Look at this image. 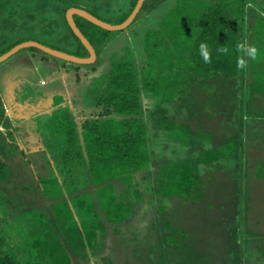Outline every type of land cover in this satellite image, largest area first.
Returning a JSON list of instances; mask_svg holds the SVG:
<instances>
[{
    "label": "trees",
    "instance_id": "obj_1",
    "mask_svg": "<svg viewBox=\"0 0 264 264\" xmlns=\"http://www.w3.org/2000/svg\"><path fill=\"white\" fill-rule=\"evenodd\" d=\"M117 1L0 0L5 5L0 18L30 23L32 30L0 55L35 40L88 57L66 11L84 8L120 24L137 0L123 5ZM161 3L167 7L154 14ZM142 19L147 22L140 32L142 50L135 53L125 46L113 52L108 71H98L116 34ZM74 20L96 50L94 63H74L26 48L33 60L49 68L50 80L63 74L83 85V107L94 109L92 116H77L68 96L54 89L50 108L33 120L31 132L39 146L32 151L18 144L0 94V264H74L73 257L124 264L125 242L129 248L140 246L141 252L133 250L137 261L149 258L153 247L157 264H211L194 239L188 243H196L192 250L178 258L172 255L173 247L182 249L186 232L171 222L174 216L166 203L178 197L199 208L221 160L237 165L242 175L245 170L250 187L243 190L246 201L234 202L239 217L233 221L241 233L238 252L216 262L264 264V230L250 220L264 185V0H145L133 22L119 31L79 15ZM201 44L209 51L207 62L200 55ZM239 44L256 49L244 69L238 67ZM258 149L263 157L255 155ZM159 152L165 154L162 159ZM208 167L211 177L205 179L200 170ZM147 179L158 216L139 240L126 236L122 225L144 202L139 184ZM214 207L209 200L207 212ZM210 219L207 225H214ZM231 219L225 217V223L232 225Z\"/></svg>",
    "mask_w": 264,
    "mask_h": 264
},
{
    "label": "rangeland",
    "instance_id": "obj_2",
    "mask_svg": "<svg viewBox=\"0 0 264 264\" xmlns=\"http://www.w3.org/2000/svg\"><path fill=\"white\" fill-rule=\"evenodd\" d=\"M89 3H94L96 0H87ZM119 1V2H118ZM117 5H123L125 3V0H118ZM124 2V3H123ZM117 5H114L113 8L118 9L116 7ZM5 5L0 2V12L3 11V8ZM167 7L166 3H161L159 5V9L154 10V14L160 13V11H164V9ZM21 11V8L19 9ZM2 17V16H0ZM0 19H8V20H0V53L3 49H6L8 46H10L13 42H17L26 36L30 35L31 33V27L30 23L27 24V22L23 25H20L15 22V19L10 16H6ZM23 20V19H22ZM19 21V19H18ZM21 21V20H20ZM139 22V21H138ZM137 22V23H138ZM146 22L145 19L140 20V22L137 24L131 25L129 28H125L126 30L121 34H116L115 38L112 40V42L107 46L105 51L102 55H104V59H101L100 62L103 65L99 67L98 71H101L100 69H103V71H108L109 68V58L112 57L113 52L118 53L121 49H124V47L134 48L135 53H139L138 49L141 48V33L143 31V28L145 29L144 23ZM147 24V22H146ZM143 36V33H142ZM142 44H143V37H142ZM142 50V48H141ZM30 50L27 48H23L19 50V52L12 55L9 59L3 61L0 63V68L3 67L5 69V82L8 81L9 89L7 95L20 93V99L21 101H24L26 99L27 93L29 92L30 83L28 82V78H26L21 88H15L11 89V82L14 79V77H17L18 72L23 67V65H20L21 63L27 64V61L29 60ZM119 55V54H115ZM20 59V64L17 62V60ZM104 60V61H103ZM24 61V62H23ZM3 64V65H2ZM39 73L41 74V79H44L47 81L48 79V72L49 68L45 67L42 63L39 61H36V64H34ZM33 66V64H32ZM31 68L27 69L25 71L28 72ZM8 72V73H7ZM3 71L0 70V80H3ZM27 74V73H26ZM28 76V75H27ZM66 75L62 74L61 76H58L57 79L53 81L49 80L48 84L51 86V84L54 82L57 84V89L61 88V85H65L66 90L68 93H70V96H68V99L71 101V103L75 106L77 110V116L82 117V115L92 116V111L94 109L84 108L83 107V101L81 99L84 90L83 85L80 84L76 86V84L72 81L66 80ZM33 78L36 80V76H33ZM62 79V82H61ZM16 82V81H15ZM28 82V83H27ZM0 81V85H1ZM41 84H44L41 82ZM22 89V90H20ZM17 97V96H16ZM20 101V102H21ZM22 103V102H21ZM99 113V112H98ZM159 140V138H157ZM260 149H258L255 153L257 157L261 156L263 157L262 153H259ZM157 156H160V159L165 156V154L156 153ZM223 161V162H222ZM221 165L216 168V170L212 171L213 175H216L215 182L211 185H209L207 193L204 194V200L200 203L199 208H197L194 205H191L189 202H185L180 200V198H173L170 200H167L169 202L166 203L168 206L167 208L172 211L173 219L170 218L171 222L178 226H183L186 232L185 236V243L183 244V247L181 250H178V248L173 247L172 248V255L175 258L179 257V254L182 252L183 254L186 252V250L190 249L192 250V247L195 242L192 243V245H188L189 241L194 239L196 242H198L197 250H199V253L203 254V259L206 260V255L208 256V259L205 262H209L211 264H217L216 261L220 262L222 259H225L226 257H229V259L233 256L231 254L237 253L238 251V245L237 239L241 236V233L237 230L238 226L236 225V222L234 221L238 220V213L236 212V208L234 205L235 200L238 201V199L242 201H246L247 199V193L244 192L247 187H250V184L247 186L246 184V174L247 172L244 170L243 175L241 174V170L238 169L237 165H231L232 163L229 160H221ZM246 166V165H245ZM244 166V167H245ZM211 167H208L206 169H201V175L206 177L210 176V170L205 171ZM205 171V173H204ZM248 180V177H247ZM152 181L150 179L144 180L140 182L139 187L140 190L143 192V200L139 205V208L133 212L132 217L127 219L124 224L122 225L123 233L125 235L133 237V238H139L143 237L149 227V222L151 219L153 220V216L157 217L158 213L156 210V202L155 199H153V194L151 190V183ZM263 182V183H262ZM261 183L264 184V181ZM257 183H259L257 181ZM240 187V189H239ZM261 189L258 190V201L254 204L255 210L253 212L251 211L250 220H254V226L257 224L259 227L258 230L262 231L264 230V202L260 204L261 200H264V185H261ZM238 189V191L242 192V195H237V193L233 190ZM255 193V192H254ZM247 194V195H246ZM253 193H249V195ZM254 198V197H253ZM211 200L214 204L213 209H209L207 212V202ZM206 212L208 215H206ZM237 213V214H236ZM230 214H234L233 218L231 219ZM176 216V218H175ZM214 216V217H213ZM210 217H212L215 221L214 225H207L209 221H211ZM225 217H229L231 221L233 222L232 225H228L225 223ZM234 220V221H233ZM202 226L205 228V232H201L200 229ZM159 230L163 231L162 226H159ZM193 230V233H192ZM197 230V232H196ZM134 234V235H133ZM146 236V235H145ZM251 237V236H250ZM130 242V241H129ZM135 242L139 243L138 240H135ZM248 242V241H246ZM125 256L124 260L126 261L124 264H128L129 262H135L137 261V256L135 251H140V246L134 245L131 248H129V243L125 242ZM247 246V244H246ZM199 247V248H198ZM262 247V246H261ZM246 248V247H245ZM153 250V247L148 251L149 258H146L145 260L137 261L136 264H157V262H153L151 252ZM264 251V248H262ZM141 252V251H140ZM143 252H146V246L143 245ZM250 252V251H249ZM248 252V253H249ZM231 253V254H229ZM247 253V252H246ZM244 253V254H246ZM231 255V256H230ZM200 256V255H199ZM74 264H96L94 258H91L89 261L84 259H77L76 257H73ZM228 261V260H227ZM98 263V262H97Z\"/></svg>",
    "mask_w": 264,
    "mask_h": 264
},
{
    "label": "crops",
    "instance_id": "obj_3",
    "mask_svg": "<svg viewBox=\"0 0 264 264\" xmlns=\"http://www.w3.org/2000/svg\"><path fill=\"white\" fill-rule=\"evenodd\" d=\"M36 61L39 60H33L31 55H29V60L27 61V64H20V59L17 60V62L20 65H23V67H21L22 70L15 72L18 73V75L12 80L11 89H17L19 87L21 88V86L26 83L24 80L28 78V82L30 83L29 86L31 89L27 93L28 95L26 96V99L24 101H21L20 93L16 92L15 94H11L10 96L7 95L9 84L8 81L5 82V69L3 67L0 68L1 72L3 71L4 73L3 80H0L2 83L0 85V94L3 100L5 114L8 118L9 123L14 129V132L17 136L18 144L21 147H30L32 151L37 150L39 146L38 137H35V134L31 132L34 123L33 120L35 117L38 116V114L44 113L46 109L50 108V97L54 92V89H57L56 85L54 88L48 85V81L50 80L49 77L47 81L41 79V74L39 73L37 67L34 65L36 64ZM43 65L46 67L45 64ZM29 68L31 69L26 72V74L25 71ZM33 76L37 77L36 80L33 78ZM42 80L45 81L44 84H41ZM58 90L65 93L67 96H70V93H68V91L66 90L65 85H61V88ZM30 128L31 130H29Z\"/></svg>",
    "mask_w": 264,
    "mask_h": 264
},
{
    "label": "water",
    "instance_id": "obj_4",
    "mask_svg": "<svg viewBox=\"0 0 264 264\" xmlns=\"http://www.w3.org/2000/svg\"><path fill=\"white\" fill-rule=\"evenodd\" d=\"M145 0H137V3L130 13V15L127 17L126 20H124L120 24H110L104 20L99 19L98 17L94 16L84 8H78V7H70L66 11V20L75 33V35L81 40L83 45L86 47V49L89 51V56L88 57H80L76 56L64 51H60L57 49H53L51 47H48L44 44H41L38 41L35 40H27L21 43L16 44L13 46L10 50L5 52L4 54L0 55V63L9 59L12 55L17 53L19 50L26 48V47H36L39 48L40 50L48 53L51 56L74 62V63H79V64H90L94 63L97 59V53L91 42L87 39V37L82 33V31L79 29L77 26L75 20H74V15H79L84 17L85 19L89 20L90 22L106 29L109 31H119L127 28L135 19L136 15L138 14L139 10L141 9V6Z\"/></svg>",
    "mask_w": 264,
    "mask_h": 264
},
{
    "label": "clouds",
    "instance_id": "obj_5",
    "mask_svg": "<svg viewBox=\"0 0 264 264\" xmlns=\"http://www.w3.org/2000/svg\"><path fill=\"white\" fill-rule=\"evenodd\" d=\"M239 51L242 53V56L238 59V67L240 69H244L247 66V57H255L256 56V49L251 47L247 44H239L238 45ZM221 51H226V49H220ZM200 55L204 59V61H209V51L207 46L201 44L200 46Z\"/></svg>",
    "mask_w": 264,
    "mask_h": 264
},
{
    "label": "built area",
    "instance_id": "obj_6",
    "mask_svg": "<svg viewBox=\"0 0 264 264\" xmlns=\"http://www.w3.org/2000/svg\"><path fill=\"white\" fill-rule=\"evenodd\" d=\"M45 81L42 80V83H44Z\"/></svg>",
    "mask_w": 264,
    "mask_h": 264
}]
</instances>
